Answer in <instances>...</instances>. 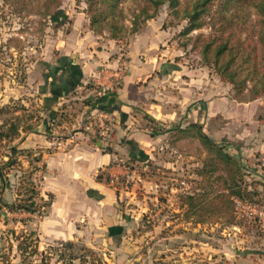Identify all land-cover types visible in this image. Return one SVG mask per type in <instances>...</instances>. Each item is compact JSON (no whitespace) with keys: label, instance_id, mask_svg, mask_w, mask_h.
Masks as SVG:
<instances>
[{"label":"rangeland","instance_id":"1","mask_svg":"<svg viewBox=\"0 0 264 264\" xmlns=\"http://www.w3.org/2000/svg\"><path fill=\"white\" fill-rule=\"evenodd\" d=\"M115 2L0 0V264H108L109 251L69 243L40 246L34 232L3 225L10 219L7 211L21 205L31 208V177L38 167L34 156L19 151L15 143L22 131L35 130L41 120L39 97L29 78L46 50L68 43L83 48L85 40L87 50H115L107 63L116 65L120 83L129 72V50H164L165 63L185 71L188 82L198 76L203 96L228 94L236 103H249L238 100L233 86L201 60L196 39L212 32L210 24L181 35L186 21L175 19L169 4H164L155 18L140 22L138 31L130 33L138 2L126 0L122 14L112 10ZM221 4L215 2L212 13ZM116 32L123 37L114 38ZM84 99L89 104L93 97ZM258 99L253 124L243 105L234 107L236 118L220 115L203 123L192 120L189 109L173 121L143 116L152 137L163 138L164 148L157 151L154 165L140 171L156 193L149 192L140 205L136 254L150 253L159 241L157 254L179 264V256L196 252L190 241H199L207 244L203 248L222 249L230 243L232 251L253 250L264 261V95ZM22 155L29 160L26 166ZM33 181L39 185L37 177ZM36 202L35 212H26L39 216L44 201L38 197Z\"/></svg>","mask_w":264,"mask_h":264},{"label":"crops","instance_id":"2","mask_svg":"<svg viewBox=\"0 0 264 264\" xmlns=\"http://www.w3.org/2000/svg\"><path fill=\"white\" fill-rule=\"evenodd\" d=\"M84 42L83 48L67 42L46 50L30 70L29 85L39 97L41 120L35 130L22 131L15 145L34 156L38 169L32 180L38 178L39 197L47 206L39 216L24 210L7 211L10 219L3 225L34 232L40 246L69 243L109 251L108 264L173 263L168 260L173 257L157 254L159 241L144 256L136 254L134 245L141 227L140 205L149 192L156 193L140 171L154 165L157 151L164 148L163 138L152 137L143 116L173 121L189 109V117L203 123L220 115L236 118L234 107L243 105L253 124L261 100L240 104L228 94L203 96L198 76L188 82L185 71L165 63L164 50H129V72L120 83L116 65L107 63L116 51L87 50ZM94 85L113 91L101 101L103 108L92 107L114 116L109 148L99 142L96 127L89 124L88 106L75 103L85 100L86 86ZM204 97L206 103H202ZM71 102L78 107L76 114L63 121L59 112ZM24 156L20 161L26 166L29 160ZM190 242L196 252L179 256V264L181 259L184 264H264L253 250L232 251L230 243L209 249L203 248L206 243Z\"/></svg>","mask_w":264,"mask_h":264},{"label":"trees","instance_id":"3","mask_svg":"<svg viewBox=\"0 0 264 264\" xmlns=\"http://www.w3.org/2000/svg\"><path fill=\"white\" fill-rule=\"evenodd\" d=\"M125 1L116 0L111 6L112 10H115L114 13H123ZM137 2L138 8L132 13L130 33L138 31L140 22L142 24L155 18L162 5L169 4L174 18L187 23L181 35L187 36L203 29L206 25H211L212 32L208 36L199 35L196 39L199 43L201 60L206 66L211 67L222 81L233 86L239 94L238 100L250 102L264 95V0H186L185 2L137 0ZM215 2L222 4L212 13ZM96 21L97 18L93 16L92 22ZM113 37L121 39L123 35L116 32ZM75 103L89 106L85 100ZM77 108L74 102L64 105L59 112L61 119L67 121L71 115L76 114ZM31 183L33 184L31 190L33 196L29 200L31 208L21 205L13 210L35 212L32 207L37 205L39 190L32 177ZM46 206L47 203L44 202L40 207L42 211Z\"/></svg>","mask_w":264,"mask_h":264},{"label":"built area","instance_id":"4","mask_svg":"<svg viewBox=\"0 0 264 264\" xmlns=\"http://www.w3.org/2000/svg\"><path fill=\"white\" fill-rule=\"evenodd\" d=\"M86 86L83 91L86 93L85 98H88V95H92L93 99L89 101V114L87 116V120L89 124L97 129V136L99 142L103 144L105 147H110L113 140V123L114 116L107 113L106 111H98L92 108V103L101 102L107 95L112 93V89L97 87L96 85ZM117 86L114 87L116 89ZM115 92V90H114ZM129 169V168H128ZM134 171L137 170L136 167L132 168ZM130 170V169H129ZM128 170V171H129Z\"/></svg>","mask_w":264,"mask_h":264},{"label":"water","instance_id":"5","mask_svg":"<svg viewBox=\"0 0 264 264\" xmlns=\"http://www.w3.org/2000/svg\"><path fill=\"white\" fill-rule=\"evenodd\" d=\"M93 108H103L105 106V103H100V104H96V103H92L91 105Z\"/></svg>","mask_w":264,"mask_h":264}]
</instances>
